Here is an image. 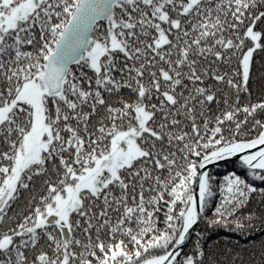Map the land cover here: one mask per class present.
<instances>
[{"label":"snow or ice","instance_id":"1","mask_svg":"<svg viewBox=\"0 0 264 264\" xmlns=\"http://www.w3.org/2000/svg\"><path fill=\"white\" fill-rule=\"evenodd\" d=\"M0 264H264V0H0Z\"/></svg>","mask_w":264,"mask_h":264},{"label":"trees","instance_id":"2","mask_svg":"<svg viewBox=\"0 0 264 264\" xmlns=\"http://www.w3.org/2000/svg\"><path fill=\"white\" fill-rule=\"evenodd\" d=\"M219 167L223 169L225 166L220 165ZM225 235H228V233L225 230H219V231L212 230V232L209 233L211 239H217V237L223 238Z\"/></svg>","mask_w":264,"mask_h":264}]
</instances>
